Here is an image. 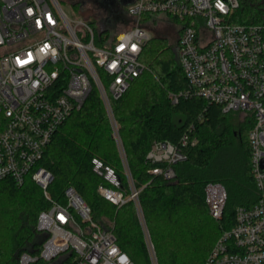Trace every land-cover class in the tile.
Returning a JSON list of instances; mask_svg holds the SVG:
<instances>
[{
  "label": "built area",
  "instance_id": "2783aa9c",
  "mask_svg": "<svg viewBox=\"0 0 264 264\" xmlns=\"http://www.w3.org/2000/svg\"><path fill=\"white\" fill-rule=\"evenodd\" d=\"M238 6V0H132L127 12L133 26L110 32L97 46L93 25L68 16L58 0H0V180L20 185L31 178L49 198L53 176L38 162L53 133L93 85L115 127L111 99L145 68L139 54L149 34L139 18L164 14L175 20L176 57L189 82L188 89L170 92V101L198 95L223 112L239 111L241 118L249 114L254 120L248 140L257 200L235 208L233 224L217 237L203 264H264V23L233 22ZM98 69L105 73L104 85ZM188 140L184 134L178 144L154 141L146 158L164 166L151 173L173 178L171 164L186 160ZM90 162L103 181L100 195L118 207L134 201L151 264H157L137 190L132 187L126 196L113 167L96 156ZM204 193L210 216L220 219L225 187L208 182ZM64 198L38 214L36 229L44 236L39 258L46 264H135L111 229L92 218L74 187L64 189ZM35 260L27 252L19 258L21 264Z\"/></svg>",
  "mask_w": 264,
  "mask_h": 264
},
{
  "label": "trees",
  "instance_id": "16d2710c",
  "mask_svg": "<svg viewBox=\"0 0 264 264\" xmlns=\"http://www.w3.org/2000/svg\"><path fill=\"white\" fill-rule=\"evenodd\" d=\"M131 1L95 3L103 14L91 22L98 27L95 45L102 46L109 38L108 30L133 26L125 8ZM238 1L233 22L264 23V0ZM153 16H140L141 25ZM139 60L145 68L119 98L110 101L115 127L93 85L81 107L53 133L38 162L53 176L47 187L49 198L31 178L20 185L9 178L0 180V264H21L23 252L37 257L29 264H46L39 258L44 236L36 229L37 217L51 201L65 202L67 186L74 187L91 207L96 222L111 229L135 264H151L134 201L118 207L98 193L103 181L92 171L93 156L114 168L126 196L132 187L137 190L157 264H203L217 237L233 224L235 208L255 203L258 191L250 170L248 140L254 124L251 115L240 119L236 112H223L198 95L181 96L172 103L169 93L188 89L189 82L164 35L149 36ZM97 73L106 84L105 73L101 69ZM184 134L189 136L183 148L187 158L171 164L173 178L151 173L154 166H164L146 158L151 144H178ZM208 182H220L226 189L220 219L210 216L204 200Z\"/></svg>",
  "mask_w": 264,
  "mask_h": 264
},
{
  "label": "rangeland",
  "instance_id": "374dc122",
  "mask_svg": "<svg viewBox=\"0 0 264 264\" xmlns=\"http://www.w3.org/2000/svg\"><path fill=\"white\" fill-rule=\"evenodd\" d=\"M58 1L61 5L62 9L64 10V12L68 16L83 18L86 21H88L89 23H91V22L95 23L98 16L103 15L101 13V11L97 10L96 5L93 1H89L88 3H84L82 5L80 3H77L76 2L77 0H58ZM74 3H77V4L75 5ZM127 7H128V4H125V8H127ZM85 17H87V19ZM142 25H143V28L149 34V36L158 35V34L164 35V36L168 37V40L170 41L172 46L175 47L177 36H176V30H175L176 25H175L174 18L167 16V15H164V14L156 15V16H153L152 20L147 21ZM97 28L98 27L96 26V28H95L96 34L98 31ZM125 28H126V26L120 25L116 29V31H121ZM108 31L111 32V30H108ZM174 50H175V48H174ZM235 112L239 116L241 115V112H239V111H235ZM241 116H240V119H243V118H241ZM224 154H226V153L225 152L223 153V157H224ZM122 159H124V158H122ZM225 159H226V157H225ZM106 222L109 225L112 224V222H110V223L108 221H106Z\"/></svg>",
  "mask_w": 264,
  "mask_h": 264
},
{
  "label": "flooded vegetation",
  "instance_id": "af4514ba",
  "mask_svg": "<svg viewBox=\"0 0 264 264\" xmlns=\"http://www.w3.org/2000/svg\"><path fill=\"white\" fill-rule=\"evenodd\" d=\"M89 1H93L94 3H98L100 0H77V3H80L81 5L84 3H88ZM107 3H112L113 0H105ZM177 35V33H176Z\"/></svg>",
  "mask_w": 264,
  "mask_h": 264
}]
</instances>
